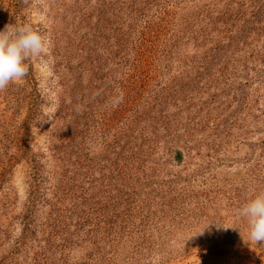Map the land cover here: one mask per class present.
<instances>
[{"label":"rangeland","instance_id":"obj_1","mask_svg":"<svg viewBox=\"0 0 264 264\" xmlns=\"http://www.w3.org/2000/svg\"><path fill=\"white\" fill-rule=\"evenodd\" d=\"M47 54L0 91V264H264V0H0Z\"/></svg>","mask_w":264,"mask_h":264},{"label":"clouds","instance_id":"obj_2","mask_svg":"<svg viewBox=\"0 0 264 264\" xmlns=\"http://www.w3.org/2000/svg\"><path fill=\"white\" fill-rule=\"evenodd\" d=\"M50 37L31 25H7L0 30V91L25 77L27 61L47 54ZM248 224L249 243L264 244V192L247 200L238 213Z\"/></svg>","mask_w":264,"mask_h":264}]
</instances>
